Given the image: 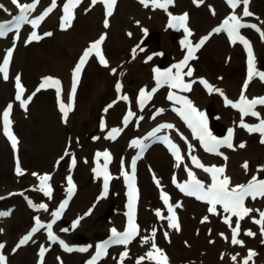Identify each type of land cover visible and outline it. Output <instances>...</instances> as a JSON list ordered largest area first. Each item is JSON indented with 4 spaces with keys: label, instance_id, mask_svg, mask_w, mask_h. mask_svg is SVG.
<instances>
[{
    "label": "bare ground",
    "instance_id": "obj_1",
    "mask_svg": "<svg viewBox=\"0 0 264 264\" xmlns=\"http://www.w3.org/2000/svg\"><path fill=\"white\" fill-rule=\"evenodd\" d=\"M25 1L26 0H20L21 3ZM65 1L66 0H57V7L42 23L39 32L42 38L38 40V44L29 45L27 40L28 34L23 36L18 42L14 39V36L9 35L5 39H0V52L2 53V50L4 51V48H6L8 44L18 46V50L17 52L15 51L13 56L10 77L19 75L24 78L26 91L24 92L23 99L25 100L30 98L31 101L33 99L35 91L40 88V85L46 78L51 77L54 80H59L61 87L59 97L66 105L72 104L73 110L69 112L67 121L73 122L72 130L74 133V143H81L79 141V130L81 129H83L84 135L89 138L100 132L99 136L94 139L93 144L97 146L95 148L100 150L111 148L113 150L111 165H114L117 160H125L128 151L132 150L129 147L130 140L128 141V138L122 141L120 136L118 140L112 142L108 140L106 136L102 135V131L105 128H114L117 126L116 124L120 114L115 111L120 109L119 112H122V110L127 109L125 101L119 102L112 108H105V104L116 96L117 83L123 84L124 94L128 95L130 99L135 97L138 92L148 85L156 89V96L159 95L164 89L162 87L157 88L154 71L156 65L165 60L171 62L168 64L169 66L176 65L187 51L181 43V41L185 40L186 34L182 30L176 33L168 27L169 13L172 11V13L175 14L180 9L182 11H188V9L191 8L192 14L191 18L189 17V22L192 26V35L187 39L193 42L204 33V30H209L214 27L213 25L223 14L222 10L224 7L220 0H202L200 3L201 6L207 4L214 7L216 15L212 17L202 14L200 12L202 8L198 10L190 6L188 1L193 2V0H176L174 10L170 8L167 12L160 9L152 10L151 6L145 8L135 0H118L116 10L110 17H107L106 9L101 3L91 6L90 0H82L79 7L75 9V19L72 21V26L64 30L61 28V17L63 15V5ZM263 1L264 0L259 1L258 5L261 7L258 9H255L256 1H251L248 10L255 12L259 20H262L264 27ZM6 2L9 11L14 12L17 10L11 1ZM50 5L51 0H39L36 15L50 7ZM119 6L123 7L120 8ZM89 8L90 10H87ZM118 12L119 14H117ZM9 17L10 15L3 12L0 15V20L8 19ZM105 19H108L109 22V27L107 28L104 27ZM99 30L109 32L103 45L109 66L105 67L100 64L94 56L91 57L84 69V74L81 76L79 88L81 85L83 86L85 82V73L87 70L97 72L92 82V87L86 96H82L79 92H76L74 100H72L70 99V95L73 86L74 68L82 56L84 49L99 34ZM144 30L150 32L151 35L147 32L145 34ZM29 31L30 29L26 30L27 33ZM49 32L52 33L51 36L45 35ZM129 33H131V35H129ZM154 33L157 34L158 37L152 40L151 36ZM134 48L136 49L135 59L132 58V50ZM263 48L264 46L262 44L257 45L258 55H261ZM203 49L204 51L207 50L204 52L205 55L203 56L201 54L196 63L190 62L189 67L186 68L185 72L190 68L193 73L190 77L186 76V79L197 80V78L203 77L208 79L213 86L221 89L225 96H237L241 92V83H239V77L235 75V71H240L242 67L240 58L243 53L242 50H240L241 48L239 49L237 45L231 47L223 40V37L219 35L218 38H211ZM26 50H28V53L25 54ZM114 50L118 51L120 55L119 58H122L123 54L127 52L129 62L126 59H120V61L115 62L116 57L113 58ZM65 52L69 54L66 55ZM149 57H151V59H149ZM73 58L78 61L75 62ZM112 69H116L115 75L112 74ZM132 79L134 83L132 88H129L126 82ZM262 86L263 85L258 80L254 79L246 90V94L250 97H256L264 90ZM50 88L56 92L55 87ZM16 92L15 79L14 88H9L8 83L1 78V96L9 98L15 96ZM191 97L196 102L199 111L205 113L208 110H214L216 114L215 120L213 122L212 119H209V122H213V127L216 130L225 129L227 126H235L237 124V114L231 109L222 106L224 100L221 99L220 94L216 92L209 94L207 90L203 89L199 84H195L191 91ZM16 103L20 105V101L16 100ZM36 107L38 123L42 126L43 122L44 125L42 126L43 135L40 136L43 146H38L36 138L33 137L30 139V143L32 142L31 148L27 151L23 149V140L19 142L20 151L21 153L24 151L26 160L28 162L32 161V164H38L41 167L48 165L54 167V176L59 178L61 175L59 169H57L58 157L56 155L58 154L57 148L60 145L59 141L61 143L64 137L65 124L62 123V126H60V124L58 125V119H62L63 114L58 110L56 104L52 107L48 101H41L39 104H36ZM21 111L23 114H26L25 112L27 110L24 108L21 109ZM163 120L178 122L177 119L173 117L172 113L168 111H165L159 117L155 118L151 116L147 118L145 113L139 110L134 120L127 127V132L134 133L133 130H129L131 124L136 125L138 127V132L142 133L149 129L154 123ZM13 124L15 125L14 115ZM119 126L121 127V123ZM172 132L179 133L181 129L179 126H176ZM3 141L5 142V148L0 147V170L2 171V177H6L8 176L9 165L7 164V158L4 159V156L9 151L7 149L8 146L6 147L9 143L4 134ZM65 143H63V146H65ZM74 143H67L65 149L73 148ZM241 143H244L245 147L240 148L239 144ZM11 153L13 155L12 150ZM81 155L82 161L89 164L85 150L81 151ZM147 155L148 154H146L145 157H147ZM214 160L224 164L225 175L230 178V183H245L248 179L263 171L264 146L259 144L257 139H254V136L246 135L238 129L233 148L232 150H228L227 159L221 160L215 158ZM93 161L97 168L96 155L93 157ZM145 162L148 169L144 166L140 167L142 185L140 219L143 226L141 237L149 235V239L147 243L141 239L138 241L135 240L136 244H133L135 242L133 241L126 247L125 249L129 250L131 254H128L124 264H131L129 257H133L138 252L141 253L139 255V257H141L145 255V252L153 251V241L155 244H159L161 250L166 254L168 264H243V259L247 256L249 249H253L257 253V255L249 261V264H253V261L254 264H264V235L260 232V226L252 222L253 218H260L256 211H253L249 216H246L244 220L240 221V234L238 239L244 242L243 247L231 244V228L223 222L226 213L217 209L219 214L214 215L206 209L205 205L189 198L181 197L183 202L179 210L181 212L180 231L168 227L165 221H157L153 209H155L158 204L159 196L157 193V186L154 182L152 181V186H150L149 183V178L153 179L154 177L152 173L155 172V176H158L163 184L168 185L172 174H177L180 178H183V173H187L188 169L193 173H199V171L191 168L187 162H184L180 167H174V162L171 163L170 157L159 146H155L150 150L148 159H145ZM245 162L248 163L247 171L242 167ZM103 163L102 157H100L99 165L102 166ZM78 165L79 162L77 166ZM20 166L23 170L25 169L22 160ZM91 170L92 167L90 166V168L80 174V178L82 179L81 189L79 190L80 187L78 188L79 191L75 198H77L80 192L82 194L80 198L77 199L75 205H73L75 198L71 201L68 210H70L69 216L76 217V219L81 217L84 219L85 225L82 226L91 232L90 238L92 240L95 232L101 227L102 223L100 221H90L92 219L88 221V216L86 217L84 210H99V215L96 218L98 219L100 215L104 214L107 202H91V199L95 195L94 188L91 186L89 187L87 183L88 174ZM77 174L75 168H67L64 173L66 181L69 175L73 179ZM16 179L17 178L14 176L10 180L0 181V195H4L5 193L8 194L13 190L11 182ZM7 200L8 199L5 201ZM49 200L50 202H54L56 200L55 195H51ZM9 203L17 204L14 198H12ZM245 206L252 209L264 210V199L258 198L253 201L249 198ZM16 212L12 210L11 215L8 213L5 220L10 216H14V214L16 217H19L21 221L29 220L31 210L28 206H26V212L24 214H16ZM204 217H207V221L202 223L201 221ZM122 220H124L122 214H115L107 227L109 229L116 227V223L119 224ZM231 220L232 226H234L237 217H233ZM155 227H158V232L155 233L156 239H152L150 237L151 231H153ZM247 230H251L256 235L254 237L245 235L244 233ZM165 233L170 236L169 240L163 238ZM4 239L9 240V237L5 235ZM35 240L38 241V245L44 243V240H40L39 235H37L33 237L27 246L18 250L16 254L10 251V259H12V261L9 259L10 264H30L33 259L35 263L37 260V251L26 252L29 245ZM65 240L67 245L71 247L72 234L66 235ZM234 255L237 257L236 261L231 259ZM77 256L78 255L75 254L72 255L67 254V252L57 251L56 261H51V263L77 264ZM113 258L118 261L120 259L119 255L116 253L113 254ZM146 260V264H157L155 260Z\"/></svg>",
    "mask_w": 264,
    "mask_h": 264
},
{
    "label": "snow or ice",
    "instance_id": "obj_2",
    "mask_svg": "<svg viewBox=\"0 0 264 264\" xmlns=\"http://www.w3.org/2000/svg\"><path fill=\"white\" fill-rule=\"evenodd\" d=\"M82 0H66V2L63 5V15L61 17V28L64 30H67L72 26V21L75 19V9L79 7ZM197 6L202 2V0H193ZM11 3L19 10V15L15 16L14 19L11 22H5L0 23V38L6 37L8 32L15 30L17 39L19 36V29L22 24H30L33 29H36L39 24L57 7V0H51V5L47 9L43 11L42 14L38 15L34 19H29V14L34 12L39 4V0H32L31 3H21L20 0H11ZM91 6H95L97 3H101L104 8L106 9V16L110 17L113 14L115 5L117 3V0H90ZM139 3L143 5L145 8H149L151 6L152 10L161 9L167 12L168 7L171 5H174V0H139ZM227 3L229 6L235 10L241 3H243V16L248 17L253 15L248 10V4L250 3V0H227ZM0 9H3L8 15H12L11 12L8 11V9L4 8L3 4H0ZM87 10H90L87 9ZM213 14L214 11H213ZM170 20L168 27L169 28H182L184 33L186 34V38L184 41H181V43L184 45V47L187 49V55L185 56L184 60L176 64L174 67L176 69L175 73H173L172 69H168L166 72H161L159 69H154L156 73V84L157 88L164 86L167 84L170 88L173 89H179L182 91L190 92L192 90V83L185 82L184 76H192V70L189 68L187 72H184V68L189 67V60L196 59L195 53L199 50L201 46L204 45V43L207 41L209 37H203L199 40V42L195 45L192 44L190 40L187 38L192 35L191 30L187 27V21H188V14L184 13L180 16H173L171 13H169ZM104 27H109L108 19L104 20ZM243 27H255V25H246L241 22V19L233 14L230 15L228 18H226L220 27H217L214 29L215 33H220L221 31L227 32L229 38L232 40L233 43L236 42L238 39L240 42H242L245 46V48L248 51V75H247V81L245 82L243 86V90L246 91L248 87V83L251 82L253 76L257 73H254V57L252 53L251 44L242 36L239 35V29ZM258 32H260V35L262 38H264V31H260L259 28L256 29ZM145 34L147 30H144ZM45 35L51 36L52 33H46ZM131 35V33H129ZM42 37L37 34V32L33 31L30 35V38L28 42L30 43L33 40H40ZM106 39V34H102L99 39L92 42L87 49L83 52L79 62L74 68L73 71V86L71 89V95L70 99L74 100L76 86L79 83L80 75L82 73V70L93 54L98 59V62L102 64L105 67H108V60L103 55L102 45L104 43V40ZM142 50V49H141ZM13 49H9L7 51L6 56L3 58L2 64H0V74H2V78L7 81L9 79V66L11 62ZM136 56V49L134 48L132 50V58L135 59ZM151 59V57H149ZM112 74H116V69H112ZM259 78L261 81H264V72L258 73ZM200 84L203 85V87L207 90L209 94H212L213 92H216L220 94L221 96H224V93L221 89L216 88L215 86L211 85L207 80L201 79L199 81ZM15 86L17 89L15 99L20 101L21 105L27 110V104L30 102V98L28 100L23 99L24 94V87L21 84L20 77L17 75L15 77ZM48 87H55L58 100L61 92L60 87V81L54 80L51 77L46 78L43 83L40 85L41 89H45ZM116 89L119 92L121 90V85L117 83ZM156 91V89L152 90V93H148L145 90H141L139 93V96L141 98L140 100V106L141 110L143 108L144 100L150 99L151 95ZM124 99H127V97H123ZM169 100H175L177 103L182 105V108L174 109V111L177 112V114L181 117V119L184 120V122L187 124V126L192 130L193 135L201 142V145L204 147L205 151L212 152L216 155H223L219 152V148L221 147H228L233 148L232 139L234 135V131L232 129L228 130V134L223 139H218L215 136H213L207 129V120L204 116V113L199 111L193 104V102L186 98V97H179L175 96L174 94L170 93L168 96ZM225 104L226 106H231L233 108H236L239 110V112L242 115V119L239 123V126L246 129L249 133H259L262 137L261 143H264V119L260 118V114L255 111V108L257 105L264 106V97H258L253 99H248L242 92L241 96L239 97L238 102H233L232 100L228 99L226 96H224ZM59 108L61 113L63 114V120L66 123L68 114L70 111H72V104H65L62 100H59ZM12 109V105L10 104L8 108L3 112V131L4 135L11 141L12 148L14 150H17L18 140L15 137V135L10 130V112ZM163 110L161 109L160 112ZM159 114V113H158ZM134 114L132 112L128 113V116L125 117L124 123L125 125L128 123V117L133 116ZM254 116L257 117V119L260 120V123L258 125H249L246 124L243 120L244 116ZM174 125L167 123V124H161L159 125L152 133L149 135L152 137H156V139L164 143L169 150L171 151L172 155L175 157L177 163L176 167L180 166V163L182 162V155L181 151L178 145L172 142L170 137L163 136V137H157L156 134L162 131L163 129H173ZM119 129H113V133H117ZM114 138V136L112 137ZM184 139V137H181ZM140 147L141 153L145 149V145L142 142L133 141V145H137ZM240 148L245 147L244 143L239 144ZM189 155L191 156V145H189ZM103 156L105 159L104 165L101 167L99 165V159ZM111 157L108 152L104 153H96V160H97V168L93 169V171L96 173V175L103 176V192L99 199H103L107 197L108 189H109V179H110V173L108 172L107 165L110 161ZM191 159L195 166L197 168H202L205 172H208L211 174L212 183L210 187H205V184L203 181L199 180L196 175L190 170H187V175L189 177V180L184 182L183 184L178 183L174 180V183H176V186L180 189L181 192H183L185 195L188 196H194L197 200H201L210 207L208 208V211L214 215H218L217 212V206H221L223 213H226V215L223 219V222L228 225L229 228L232 229V235H231V244L232 245H240L244 246V242L240 239H238V236L240 234V221L244 220L246 216H249L253 211H256L259 215V219L253 218V223H256L260 226V232L262 235H264V210L261 209H252L245 206V200L248 198H251L253 201H255L258 198L264 199V179H258L257 177L253 176V178L247 183V184H241L236 185L233 187H230V178L226 175H224L225 168L224 167H206L200 161L197 157L191 156ZM226 160L227 157H224ZM76 160L73 157L71 164L72 166H75ZM135 165H136V159L132 160V173L131 175L128 174L127 171L123 173L125 181L127 183L128 187V212L126 213V216L128 217L127 221V228L125 231L120 232L116 228L111 229V239L107 242H102L97 246V251L95 253V257L93 260L89 261L88 264H96V261L100 259L101 257L107 255V249L112 244H120L124 245L125 247L131 242L132 239L135 238V236L139 232V226L134 222V211H135V204L138 200V189L135 187ZM242 167L247 171L248 169V163L245 162ZM264 170V169H262ZM15 173L16 175L20 176L24 174V170L20 166V161L17 157L16 159V167H15ZM34 176L37 177L39 180V185L35 190L42 191L46 196L49 198L51 197L52 189L48 181H50L51 176L49 174L40 175L37 173H33ZM155 179V177H154ZM155 183L157 184V187H160L159 180H155ZM67 192H68V199L64 200L59 205V210L52 213V215L59 219L62 212L64 211L66 205L68 204V200L71 199L72 195H74L76 190V185L74 184L72 177L69 175L67 177ZM161 199L163 200L164 204L168 208V212L171 214L169 217H164L160 210H156L155 215L159 217L160 219L167 218L169 220L168 227L174 228L177 231H179L180 225L178 223V219L176 217L174 207H179L180 205L177 204L173 206L169 203V196L161 190ZM30 206L43 209L47 211V205L40 204V205H31V202L29 201ZM91 210H89L86 215H90ZM237 217V221L235 224V227H232V220L231 217ZM80 219H77L72 227L75 228L79 225ZM207 217H204V219L201 221L206 222ZM54 222V221H53ZM47 228V234L49 239L52 242H59L60 245L64 248L65 251L71 252L74 250L78 251H87V248H79V249H73L72 247H69L67 244H65L62 240H58V238L53 234L52 232V224L49 223L47 225L41 224L39 218H36V227L32 229V233L34 234L36 231H38L40 228ZM63 231H68V229H63ZM245 235L254 237L256 234L253 233L251 230H247ZM165 238H167V233L164 234ZM152 236H155V231H153ZM32 239V235H25L20 241L18 246H22L26 244L29 240ZM227 239V238H225ZM147 243V239L144 241ZM90 247V246H89ZM4 248V244L0 243V264H7V258L3 255L2 249ZM152 249L153 251H149L145 254V257H140L137 261V264H141V262L147 258L149 260H156L157 264H168V259L166 254L163 252V250L159 249L154 241L152 243ZM45 249L41 247L40 249V264H43V256L45 254ZM155 253V254H154ZM157 255L160 259H157ZM257 253L254 250L249 249L247 256L243 259V264H249V261L252 260L253 257H255ZM128 256V252L124 251L121 253L120 257V264H123V259ZM233 261H236L237 257L234 255L231 257ZM254 264V261H253Z\"/></svg>",
    "mask_w": 264,
    "mask_h": 264
},
{
    "label": "rangeland",
    "instance_id": "obj_3",
    "mask_svg": "<svg viewBox=\"0 0 264 264\" xmlns=\"http://www.w3.org/2000/svg\"><path fill=\"white\" fill-rule=\"evenodd\" d=\"M256 4H255V8L258 9L259 6L258 3L259 1L262 0H255ZM264 3V1H263ZM120 8H122L123 6H119ZM202 13H207V10L204 8L202 11ZM119 14V12L117 13ZM102 32V30H99V33ZM218 38V37H217ZM224 40V38H223ZM35 45V44H32ZM207 51V50H205ZM202 53V55L204 56V52ZM28 53V50L25 51V54ZM1 52H0V58H1ZM66 55H68V52H65ZM119 53L117 50H114L113 52V58L116 57L115 62L120 61V59H126L129 62V59L127 58V52L125 54H123L122 58H119ZM261 60H264V49H262L261 51ZM73 60L76 62V60L73 58ZM121 60V61H122ZM241 63H242V67L241 70H237L235 71V75L238 76L239 75V80L241 81L242 76H243V61H242V56L240 58ZM97 75V72H93L91 70H87L85 73V82L83 84V86L81 85L79 88V94L82 96H86V94L89 92L90 88L92 87V82L95 79ZM8 83V87L12 88L13 86V80H9L7 81ZM133 79L129 82H126V85L129 86V88H132L133 86ZM50 92V93H48ZM164 90H162L161 94L159 95V98L157 100L158 103H161L160 98L164 95ZM55 91L53 90H46L44 91V89H38V92L35 91V96L33 97V101L31 104H29V106L27 107V115L25 116L23 114V112L21 111V109L18 106H15V118H16V128L18 133L20 134L22 140H23V149L25 151H27L28 149L31 148V144L30 143V139L31 138H36V143L38 146H43L42 142H41V138L40 136L43 135V130H42V126L43 122H42V126L40 125V123H38V118H37V107L36 104H39L41 101H48L49 104L54 107L55 105V95H54ZM113 97V94H112ZM10 99H12L11 97L6 98L1 96L0 94V112L2 107L4 106V104L9 101ZM153 109V107L147 109L145 111V116L146 117H150V113L151 110ZM120 109L116 110L115 112H118V114H120V117L122 115L123 112H119ZM123 111V110H122ZM120 120V118H119ZM118 120V123H119ZM62 123L65 124L64 127V137L62 138V142L60 143L59 141V146H58V154L56 155L58 158L61 156V159L58 163V167L57 169H59V173L61 175V177L58 178V180L55 179V177L53 178V182L54 184L57 186V198L58 196L63 194V188L66 182V178H65V171L67 170L68 166V157H69V152L71 151H76L78 157H79V165L76 167V172L78 173L76 175V179L79 182V184H82V179L80 178V174H82L85 170H87L88 168H90V166L92 167V170L89 172L88 174V186L93 187L94 191H95V195L93 196V198L91 199L92 203H95L96 201L98 202H103L106 203V210L104 212L103 215H100V217L98 219H96L99 215V210L95 209L93 211H91L90 215H86V213H88L89 211H85L84 213L86 215V217L88 216L87 220L89 221H100L101 227L95 232L94 236H93V240H96L98 238L103 237L104 235H106L108 233V227L107 225L111 222V218L113 217V215L115 214H121L122 213V206H123V199H122V191H120L121 189V182L119 179H117L114 184H113V189L110 193V195L108 196V199H99V193H100V176L98 177L96 175V173L93 171V169L96 168V166L94 165V161H93V157L96 155L97 153V146H94V139L96 137L99 136L100 132L96 133L93 137H87L84 135V131L83 129L79 130V141L81 142L80 144H75L74 143V133H73V122L67 121L66 123L64 121H61V119H58V125L60 124V126H62ZM108 128H105L102 131V135L105 134V131ZM42 130V131H41ZM131 130L137 131L138 128L137 126H133L131 127ZM41 131V133H40ZM139 134V133H138ZM31 136V137H30ZM132 136V134H127V136H123L121 138L122 141H124V139H127L128 137ZM3 137L1 135V131H0V147H4L5 148V144L3 143ZM66 142V143H65ZM63 143H65V146L67 145V143L69 144H73V148L68 149V153L63 154V149H65V146H63ZM56 149V148H55ZM85 150V153L87 154V159L89 160V164H86L85 162L82 161V155H81V151ZM56 152V153H57ZM61 154V155H60ZM7 158V164L9 165L8 167V176L6 177H2V171L0 170V180L6 181L7 179H11L14 176L13 170H12V155H11V151L9 150L8 153L4 156V159ZM22 159L24 161V166H25V173L21 176H19L17 178V180L12 181V188H22L27 186L29 183L31 182V179H35V177L32 175V170L33 169H37L36 171H39V173L43 172V171H54L55 168L52 166H44L41 167L38 164H32V161H27L24 155V151H22ZM29 160V159H28ZM144 163L143 161L141 162V164ZM38 165V166H35ZM34 171V170H33ZM82 193L80 192L77 196V198H75V201L73 203V205L76 204V201L78 198H80V195ZM15 202H17V206L15 207L16 209V214L21 213L24 214L26 212V208L23 204V201L20 198H15L14 199ZM8 205V204H6ZM70 210L67 214V220H70L72 217L69 216ZM95 214V215H94ZM96 219V220H95ZM32 222V213L30 215V219L29 221H21L19 220V217H16V215L14 214V216H12L11 218H9L6 222H2L0 221V243L1 242H5L6 249L7 250H11V247L13 245V243L15 242L17 236L26 231L28 229V227L30 226ZM84 223V224H83ZM83 226L85 225L84 220H82ZM83 226H81V228L76 231L75 233H73L72 239L73 241L78 240L77 238H81L84 237L87 241H91V232L88 231V229L84 228ZM5 229V233H2V229ZM5 235H7L9 237V240L5 241L4 237ZM37 245H35L34 243L31 244L26 252H32L36 250ZM57 249H53L48 256V260H47V264H52L51 261H53L55 259V255H56ZM115 251H112L109 256L103 260L100 264H109V263H116V260L113 258L112 254ZM119 251H116V253ZM67 254H72L68 252ZM77 255V254H75ZM23 256V254H22ZM136 257V256H135ZM77 262L81 261L80 256H77ZM130 263L131 264H137L136 258H131L130 259ZM30 264H34V259L30 262Z\"/></svg>",
    "mask_w": 264,
    "mask_h": 264
}]
</instances>
